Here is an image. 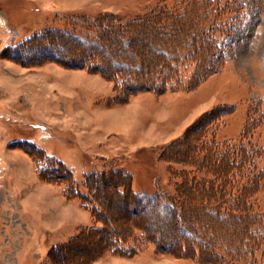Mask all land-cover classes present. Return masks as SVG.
Here are the masks:
<instances>
[{
    "label": "rangeland",
    "instance_id": "374dc122",
    "mask_svg": "<svg viewBox=\"0 0 264 264\" xmlns=\"http://www.w3.org/2000/svg\"><path fill=\"white\" fill-rule=\"evenodd\" d=\"M196 1L0 0V264H233L238 259L235 253L236 257H221L218 262H200L191 251L184 258L172 249L159 250L153 243L132 258L100 253L107 234L137 218L132 211L138 204L130 206L128 199L118 196L115 184L93 181L109 224L105 234L89 233L98 226L90 210L78 199L68 200L63 186L50 184L39 172L56 164L49 159L60 161L72 171L77 188L86 192L82 186L86 174L122 169L132 175L137 192L174 197L182 179L173 178L168 169L184 166L163 160V149L217 106L227 111L216 121L219 142L238 143L251 124L250 139L264 148V0H209L208 22L202 27L207 32L218 28L223 45L220 55L226 61L221 71L193 90L185 89L186 85L163 94L146 91L116 104L113 82L97 71L101 61L116 67L112 63L116 53L115 62L129 59L135 67L141 66V72L146 71L148 59L160 58L163 48L156 39L161 34L148 28L134 36L136 43L129 46L116 39L130 36L129 22L160 8L176 13L178 27L188 25L196 9V14L202 12ZM226 29L227 37L222 38L221 31L226 33ZM185 32L178 31L174 37L185 39ZM193 33L191 29L189 34ZM106 34L113 42L103 41ZM190 71L185 77L179 70L186 84ZM180 145L173 151H182L185 159L192 147L183 144L179 150ZM39 159H45L41 167ZM55 174L50 167L44 176L56 179ZM239 181L245 183L246 178ZM253 198L257 211L264 215V189ZM152 208L151 219L143 225L160 230L168 246L180 242L178 234H186L174 224L168 229V220L161 217L168 209ZM211 214L206 211L212 221L205 228L220 240L226 236L236 251L240 246L246 259L239 264H246L249 238L240 235L239 227L234 231L226 216L213 218ZM248 231L264 236L263 224L251 225ZM260 238L257 263L251 264H264ZM185 239L189 240L187 235ZM69 241L73 244L66 247Z\"/></svg>",
    "mask_w": 264,
    "mask_h": 264
},
{
    "label": "trees",
    "instance_id": "16d2710c",
    "mask_svg": "<svg viewBox=\"0 0 264 264\" xmlns=\"http://www.w3.org/2000/svg\"><path fill=\"white\" fill-rule=\"evenodd\" d=\"M209 4V0H197L195 6L199 10L201 9L202 12L196 14V9L194 18L187 22L188 25L183 24L178 27V18L174 16L176 13L167 8L154 10L127 24L126 30L127 32L130 31V36L116 39L120 45L129 46L132 43L134 44L137 40L134 36H139L146 29L153 28L156 33L161 34L160 39H156V42L163 49L158 53L160 58L157 56L153 62H151V59L147 60V63L150 62V66L144 72H141V66L136 65L135 67V64L133 65L132 62L128 61L129 59H126L127 63L115 62L119 53L112 55V63L116 67H110L103 61L97 63V66H101L97 70L98 73L103 78L113 82L116 94L114 102L116 104H124L129 101L128 98L136 93L146 91L163 94L186 85L187 88L185 89L193 90L204 79L223 69L226 59L221 56L223 55V45L217 35L220 31L216 26L209 29L208 32L202 27L204 21L205 23L208 22ZM102 20H106V18ZM191 29L194 30L192 35L189 34ZM50 30L68 34L62 29ZM226 30V33L224 30L221 31L222 38L227 37L225 35L228 33V29ZM178 31L181 33L186 31L185 39L174 37ZM109 34L111 35L112 32ZM110 35L103 36V41L111 40L113 42L114 38L110 39ZM85 43L87 46L90 45L87 42ZM99 44L97 46H100ZM188 47L190 49L187 50ZM96 48L98 49V47ZM193 53H196L195 56ZM185 54H189V56L186 57ZM188 57L189 59L184 64L185 58ZM87 62L89 68H92V61L88 60ZM192 64L195 67L189 66ZM132 68L136 70H131ZM180 69L183 70L185 77L188 70H193L190 71V75L188 74L189 83L186 84L181 79ZM130 71H133V73ZM217 111H219L218 115L216 114ZM226 112L225 106H217L211 109L203 116L206 119L201 118L186 130L183 137L178 138L171 145L169 144L170 146L163 149L161 155L163 160L184 166L180 169L174 167L168 169L173 178L180 177L182 179L180 183L176 184L177 194L174 197L166 198L161 194L137 192L133 189L132 175L122 169H108L86 174L82 183L86 192H83L81 188H77L72 171L60 161L49 159V162L56 163L55 165H49L53 173H56V179H50V175L44 176L47 169L50 168L48 165L46 169H40L39 172L42 178L45 177L44 179L50 181H47L50 184L63 186V193L68 200L78 199L82 202L84 208L90 210L92 218L98 226L94 225L90 231H87L89 233L105 234L107 232L105 229L109 224L105 215L104 203L100 198L101 196L98 195V187H93V181L99 180L103 183L105 181L109 184H115V192L118 196L128 199L130 206L138 204L139 207L132 211L137 215V218L130 219L129 222L125 223L126 228H122L120 231L114 230L112 234H107L109 239L102 244L103 247H101L100 253L110 252L117 256L132 258L144 250L148 244L153 243L159 250L172 249L173 254H179L184 258H186L187 252L191 251L200 262H218L217 259H221V257H236V253L239 254L237 255L239 257L236 258L237 260L233 264L243 263L241 261L246 257L245 253L241 255L240 246L236 251L237 246L225 241L228 240L226 236L220 240L219 235L217 236L213 231L205 228L206 224L212 221V219L206 218L207 211L215 216L213 218L224 216L229 218L234 231L238 227L240 228L242 231L240 235L243 234L245 238H249H247L248 249L246 250L249 259L245 260L244 263H257L258 258L255 256H257L258 238L260 237L256 233L254 235L249 234L248 228L254 224L259 226L263 224L264 226V215L257 211L256 205L252 201L254 195L264 189V165L261 166L264 162V148H260L259 144L250 139L249 129L251 124H247L238 143L231 140L219 142L217 140L216 121ZM200 122L204 123L200 124ZM191 138L192 141L189 142ZM181 142L186 147H192L190 156L186 157V160L182 155V151H173L175 145ZM187 142L189 143L187 144ZM182 145H180L182 148H178L179 150L184 149L185 146ZM173 154L175 156L169 157ZM45 158L47 159V157ZM43 160L39 159V167L42 166ZM242 178H246L245 183L239 181ZM153 205L156 208L168 209V212L163 210V214H161V217L168 220V229L173 224L177 225L178 231L185 233L189 240L185 239L186 235H179L175 230L179 238L182 239L177 244L168 246L164 242L160 230L155 232L151 228L148 229L147 225H143L142 222L146 223V220L148 221L155 211V209L153 211ZM148 208L150 209L148 210ZM140 233L142 235L139 236ZM77 239L82 240L81 237ZM260 239L264 240V236H261ZM78 240L76 241L78 242ZM129 242H133V244L128 245ZM216 243L218 244L216 245ZM65 244L67 247L73 243L69 241ZM228 262L232 264L231 261Z\"/></svg>",
    "mask_w": 264,
    "mask_h": 264
},
{
    "label": "bare ground",
    "instance_id": "6f19581e",
    "mask_svg": "<svg viewBox=\"0 0 264 264\" xmlns=\"http://www.w3.org/2000/svg\"><path fill=\"white\" fill-rule=\"evenodd\" d=\"M121 181H122V179H120ZM114 181V180H113ZM124 217H126V216H124Z\"/></svg>",
    "mask_w": 264,
    "mask_h": 264
}]
</instances>
